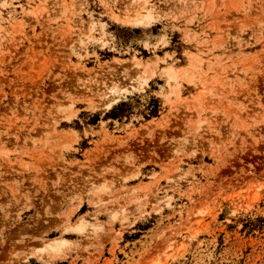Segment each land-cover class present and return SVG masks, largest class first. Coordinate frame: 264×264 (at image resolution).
Here are the masks:
<instances>
[{
	"label": "rangeland",
	"instance_id": "374dc122",
	"mask_svg": "<svg viewBox=\"0 0 264 264\" xmlns=\"http://www.w3.org/2000/svg\"><path fill=\"white\" fill-rule=\"evenodd\" d=\"M0 264H264V0H0Z\"/></svg>",
	"mask_w": 264,
	"mask_h": 264
}]
</instances>
